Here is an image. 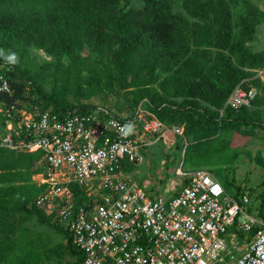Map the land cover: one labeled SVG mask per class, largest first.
<instances>
[{"label":"trees","instance_id":"1","mask_svg":"<svg viewBox=\"0 0 264 264\" xmlns=\"http://www.w3.org/2000/svg\"><path fill=\"white\" fill-rule=\"evenodd\" d=\"M259 26H264V11L251 0H0V76L10 88L0 92V107L21 109L28 103V112L87 113L108 109L83 101L123 91L132 96L134 109L142 106L161 124L180 127L185 140L209 145L201 147L203 156L223 154L197 166L214 168L219 179L218 166L232 165L241 153L230 151L227 142L214 146L217 134L231 130L254 138L262 132L264 139V121L252 110L261 103L257 93L249 107L225 106L237 86L264 85L256 78L264 70V50L249 45ZM44 77L49 92L38 83ZM4 121L1 117L0 128ZM41 157L40 151L0 145V264L42 261L31 241L15 236L19 223L34 217L65 233V251L82 260L69 233L35 204L45 190L31 178L42 172ZM254 159L263 165L259 152ZM225 189L234 197L245 191L241 184ZM72 190L77 205L81 190ZM248 193L247 211L264 223V192L256 215ZM258 229V224L251 228L250 240Z\"/></svg>","mask_w":264,"mask_h":264},{"label":"built area","instance_id":"2","mask_svg":"<svg viewBox=\"0 0 264 264\" xmlns=\"http://www.w3.org/2000/svg\"><path fill=\"white\" fill-rule=\"evenodd\" d=\"M0 76V92H9ZM256 90L237 86L225 106L249 107ZM0 145L40 151L45 186L36 206L62 225L82 253L74 264H216L229 245L224 236L259 229L230 264H264V223L247 211L249 193L229 194L209 169L181 171L173 194L152 192L125 169L143 163L130 121L102 107L87 113L28 112L1 106ZM162 126L153 121V132ZM33 150V151H30ZM81 190L75 204L72 187ZM243 222H239V218ZM237 249V248H236Z\"/></svg>","mask_w":264,"mask_h":264},{"label":"rangeland","instance_id":"3","mask_svg":"<svg viewBox=\"0 0 264 264\" xmlns=\"http://www.w3.org/2000/svg\"><path fill=\"white\" fill-rule=\"evenodd\" d=\"M251 1L259 9L264 11V1ZM133 5L136 6L138 4L133 2ZM249 45L254 51L264 50V26H259V33ZM33 54L47 59L42 52L34 51ZM44 78L39 80L38 83L45 92H49L51 85L47 82V78ZM256 78L260 79L261 83L264 84V70L258 71ZM25 89L28 88L26 87ZM255 89L257 91L256 99L261 100V103L254 109L252 107L250 108L258 113L257 118L264 121V108H262L264 105V85L260 84ZM69 98L72 103H75L72 96ZM131 98V95H126L123 91L116 90L111 94L91 98L83 102L105 106L112 114H118L123 118L128 117L130 119L131 131L139 140L138 145L141 144L139 152L143 157V163L137 165L135 168H133L132 164H126L125 169L131 178L139 184L145 185L146 188L147 186L151 188L153 193L158 190L163 194V191L167 190L173 194L180 188V182L182 181V178L178 174L179 170L191 171L199 165H205L208 162L213 163L217 158L224 157L220 153L203 156L201 147L206 148L209 145L203 143L195 145L193 140H185L182 137L180 127L173 128L168 125H163L161 131L153 132V116L142 106L134 109L130 105ZM22 107L21 109L26 111L32 108L28 103H25ZM1 109L0 107V113ZM1 117L2 114H0V125ZM262 134V132H257L256 136L251 138L242 136L237 131L225 130L217 134L213 141V145L216 147L222 141L227 142L230 151L236 150V152L239 151L241 153L229 168L218 166L220 169L218 171L220 180H218L224 188L228 186L230 191L235 189V185L239 184H241L243 190L250 191L252 200H255L252 205L255 215L256 212H259L260 206L258 195L264 192V163L262 166H259L254 159L255 155L259 152L264 160V139L262 138ZM230 151H227V153ZM202 168L214 170L211 167ZM31 178L35 183L41 180L39 174L33 175ZM228 193L231 194L230 192ZM239 222H243L242 217L239 218ZM229 233L224 236L226 243L229 245L230 241H233L237 249L229 245L228 251L221 256L222 260L217 261L216 264H230L234 262L240 257L245 244L250 241V236L246 233L242 236L239 233L235 236L232 235V238H235V240L230 239ZM15 236H22V241H31L34 244L33 249L35 253L43 257L41 262L35 264H66L69 261L75 260L72 254L65 251L64 247L66 246L67 238L65 233H58L46 225L38 224L35 217L24 219L20 222ZM58 246L62 247L60 256L56 254L59 250ZM57 259L59 261H56Z\"/></svg>","mask_w":264,"mask_h":264},{"label":"clouds","instance_id":"4","mask_svg":"<svg viewBox=\"0 0 264 264\" xmlns=\"http://www.w3.org/2000/svg\"><path fill=\"white\" fill-rule=\"evenodd\" d=\"M15 60H16V57L15 56H12V58H11V62H15ZM257 92V91H256ZM153 121H156V122H158L156 119H154ZM161 126H162V128H161V130L163 129V124H161L160 122H158ZM2 128V127H1ZM1 128H0V130H1ZM173 128H176V127H173ZM160 130V131H161ZM0 134H1V131H0ZM202 168V167H201ZM210 170V169H209Z\"/></svg>","mask_w":264,"mask_h":264},{"label":"crops","instance_id":"5","mask_svg":"<svg viewBox=\"0 0 264 264\" xmlns=\"http://www.w3.org/2000/svg\"><path fill=\"white\" fill-rule=\"evenodd\" d=\"M262 135H263V134H262ZM236 162L238 163V161H236ZM233 164H234V163H233ZM233 164H232V165H233ZM230 166H231V165H228L227 168H229ZM242 185H244V184H242Z\"/></svg>","mask_w":264,"mask_h":264}]
</instances>
